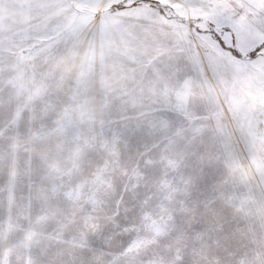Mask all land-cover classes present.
<instances>
[{"label": "snow or ice", "instance_id": "obj_1", "mask_svg": "<svg viewBox=\"0 0 264 264\" xmlns=\"http://www.w3.org/2000/svg\"><path fill=\"white\" fill-rule=\"evenodd\" d=\"M0 264H264V0H0Z\"/></svg>", "mask_w": 264, "mask_h": 264}]
</instances>
